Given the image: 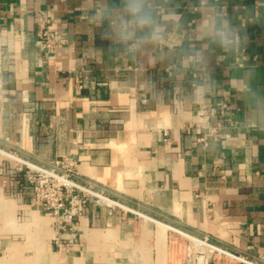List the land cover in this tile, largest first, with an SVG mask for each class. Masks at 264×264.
I'll use <instances>...</instances> for the list:
<instances>
[{
    "label": "crops",
    "instance_id": "crops-1",
    "mask_svg": "<svg viewBox=\"0 0 264 264\" xmlns=\"http://www.w3.org/2000/svg\"><path fill=\"white\" fill-rule=\"evenodd\" d=\"M151 4L132 49L126 0H0V264L264 262V0ZM60 158L116 206L55 230L15 166Z\"/></svg>",
    "mask_w": 264,
    "mask_h": 264
},
{
    "label": "built area",
    "instance_id": "built-area-1",
    "mask_svg": "<svg viewBox=\"0 0 264 264\" xmlns=\"http://www.w3.org/2000/svg\"><path fill=\"white\" fill-rule=\"evenodd\" d=\"M41 47L51 51L55 46V39L51 30L41 25L38 32ZM244 55L237 60L239 66L243 65ZM221 108H226V103L220 102ZM17 171L24 175L31 190L32 200L49 211L53 219L55 230L72 228L75 219L85 210L86 204L93 202L112 210L116 201L100 191L89 187L80 186L74 179L75 163L70 158L56 159L47 167L17 165ZM58 241V240H57ZM240 264H264L249 258L239 257ZM185 264H212L210 259L202 252L189 256Z\"/></svg>",
    "mask_w": 264,
    "mask_h": 264
},
{
    "label": "clouds",
    "instance_id": "clouds-1",
    "mask_svg": "<svg viewBox=\"0 0 264 264\" xmlns=\"http://www.w3.org/2000/svg\"><path fill=\"white\" fill-rule=\"evenodd\" d=\"M124 12L131 19H126L124 15L120 16L118 34L125 42L134 41L130 46L132 49H135L141 43L140 40H136L134 26L150 28L149 35L154 41L161 38L162 29L156 24L152 16L151 0H126Z\"/></svg>",
    "mask_w": 264,
    "mask_h": 264
}]
</instances>
